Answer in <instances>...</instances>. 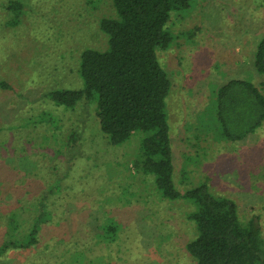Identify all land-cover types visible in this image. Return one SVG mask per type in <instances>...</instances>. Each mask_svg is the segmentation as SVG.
<instances>
[{
  "label": "rangeland",
  "instance_id": "1",
  "mask_svg": "<svg viewBox=\"0 0 264 264\" xmlns=\"http://www.w3.org/2000/svg\"><path fill=\"white\" fill-rule=\"evenodd\" d=\"M115 15L111 0H0V80L10 85L0 88V245L40 226L36 245L8 250L0 264H57L76 250L86 264H197L186 248L197 235L187 217L194 206L164 199L154 176L134 164L146 134L114 145L96 102L69 109L49 96L83 87L81 54L107 48L100 21ZM168 25L174 40L157 55L171 80L176 187L184 192L207 179L213 194L236 202L243 223L258 221L264 238V122L232 142L212 117L221 84L264 79L254 67L264 0H192ZM44 194L47 221L37 209ZM108 218L119 228L104 243L96 233Z\"/></svg>",
  "mask_w": 264,
  "mask_h": 264
},
{
  "label": "trees",
  "instance_id": "2",
  "mask_svg": "<svg viewBox=\"0 0 264 264\" xmlns=\"http://www.w3.org/2000/svg\"><path fill=\"white\" fill-rule=\"evenodd\" d=\"M111 1L116 15L100 21V28L107 35V48H88L81 54L79 73L83 87L52 91L50 99L69 109L81 100L96 102L100 129L114 145L128 141L136 131L146 134L141 140V155L134 164L144 174L154 176L155 187L164 199H185L194 206L187 217L194 222L197 235L186 248L197 264H264V238L256 219L243 223L236 202L213 194L207 179L184 192L175 184L166 109L171 80L157 51L169 48L174 40L168 25L172 13L187 9L192 0ZM21 6L18 2L10 4L19 12ZM254 67L264 75V35L255 47ZM0 88L8 89L10 85L0 80ZM214 95L212 117L221 139L242 141L263 124L264 79L259 85L247 79H230L217 87ZM46 198L47 194L38 198L37 209L47 221L50 211L43 206ZM37 228L39 221L32 224L31 231L22 239L3 242L0 259L8 250L36 245ZM118 228L108 218L98 226L96 236L111 243ZM74 254L57 264L70 259L73 261L70 264H86L84 251L76 250Z\"/></svg>",
  "mask_w": 264,
  "mask_h": 264
}]
</instances>
